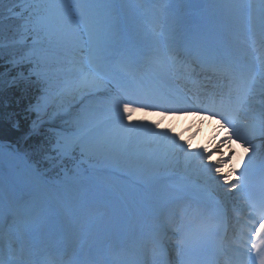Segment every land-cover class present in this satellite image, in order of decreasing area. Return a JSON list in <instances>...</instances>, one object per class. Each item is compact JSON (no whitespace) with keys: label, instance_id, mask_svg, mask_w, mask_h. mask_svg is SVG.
Wrapping results in <instances>:
<instances>
[{"label":"snow or ice","instance_id":"obj_1","mask_svg":"<svg viewBox=\"0 0 264 264\" xmlns=\"http://www.w3.org/2000/svg\"><path fill=\"white\" fill-rule=\"evenodd\" d=\"M8 3L10 6L5 9V0H0V18H13L17 23L11 37L0 39L3 53L0 60L9 66L3 84L18 94L17 105L26 101L22 109L27 122L23 137L26 140L39 137V140L23 153L6 155L22 164L34 185V199L38 196L41 205L65 194L49 184L45 175L57 170L67 175L70 165L77 169L85 158L115 161L142 174L156 175L167 169L172 157L183 154L186 161L196 164L209 180H214L213 166L203 163L210 155L207 149L186 151L187 141L177 142L176 136L169 135L171 129L158 130L156 121L151 126L124 123L130 113L150 107L160 108L159 116H178L192 111L194 115L206 114L209 120L219 119L220 128L228 129V142L235 140L245 154L252 152L237 182L230 180L235 169L220 175L231 189L240 190L255 156L251 139L264 137V111L247 124H239L238 119L253 89L264 90V57L258 66L247 67L219 60L220 71L229 77L226 97L221 98L219 106H193L152 94L134 98L119 81V73L130 71L132 63L121 59L116 68L112 65L119 32L115 23L116 8L111 0H8ZM235 11L249 16L254 27L259 20V37L264 45V0L258 3L242 0ZM5 12L8 16H4ZM198 44L205 51H213L211 36L199 39ZM77 53H85L86 61L77 59ZM65 65H71L75 78L68 79ZM100 96L105 98L98 103L109 112L107 129H101L94 113L92 102ZM2 106L7 107V101ZM0 125L21 132L20 114L0 113ZM160 145L164 146L163 150ZM221 145L216 146L217 151ZM223 163L220 160L214 166L217 174L221 173L218 165ZM6 211L14 222L21 213L33 224L42 222L38 209H25L17 200H12ZM253 211L261 218L259 227L232 251L226 264H264V202L254 205ZM160 227L163 229L164 225ZM209 232L206 224L188 225L186 238L193 250L205 242ZM3 238L6 252L0 255V264H34L30 258H24L23 247H14L10 232H5ZM148 243L153 244V253L158 259L159 241L149 238L140 253L142 258L127 264H150ZM184 264H198L194 251L193 258Z\"/></svg>","mask_w":264,"mask_h":264},{"label":"bare ground","instance_id":"obj_2","mask_svg":"<svg viewBox=\"0 0 264 264\" xmlns=\"http://www.w3.org/2000/svg\"><path fill=\"white\" fill-rule=\"evenodd\" d=\"M235 6L236 4L233 3V0H225L223 3L208 4L207 8L188 15L176 17L175 15L166 13L167 16L165 21L167 22L164 21L157 27L160 35L165 37L163 43L151 37L149 39H144L146 42L145 45L137 46L133 44L131 38L126 35L128 32H124L127 41H125L122 59L132 63L130 72L134 74V76L138 78V76L141 75L143 79L141 85L145 87V94L164 97L171 101L175 98V96H173L174 94L172 95L170 91L175 90L176 87L171 86L170 81H176L177 76L180 74L177 73L178 71L175 73L174 70L168 72V70L157 63L158 56H164L167 51L172 49V44L175 43L170 36L169 30V21L175 18L182 21V25L184 24L183 20L186 19L190 20V18H192L195 21V24H184L185 30L182 39L178 42V46L187 48L188 50H202L203 48L198 44V40L211 36L213 41L212 52H216V55L213 54L210 56L208 54L207 58H218V60L223 59L228 61L230 58L234 57L230 47L231 44L229 43L231 41L233 50L236 51L235 54L238 56L243 66H254V60L250 58L243 44L247 43L248 39L252 41L251 44L258 42L260 37L255 36V34L253 35V33L259 32V20L257 19L255 22L256 26L254 27L250 18L235 11ZM115 8V19L118 20L119 15L125 12L122 11L121 7L118 5H116ZM145 11L150 13L148 10ZM151 17L154 19L151 20L154 24L156 19L152 16V13L149 18ZM211 21H214V24H207ZM117 28L118 32L122 33V29H120L118 24ZM206 28L209 30L207 31ZM259 47V44H257V48ZM149 51H152L154 58L151 61L145 62V56ZM210 69L212 71H217L210 74L212 76L210 82L216 83L217 80L225 83L228 82V74H223L224 72H222L221 76L218 77L216 73L221 71L214 70L213 68ZM137 70L139 73L135 72ZM143 72L145 74H143ZM136 88L137 87L132 83L131 88L128 90L134 98L137 95H141V91L139 90V92ZM248 98H251V100H248L244 109L249 110L245 114V122H242L241 125L253 121L254 118H258L261 112L264 111V91L259 92L255 89ZM160 111L158 107L146 108L143 111L137 110V118L133 123H136V125L147 124L151 126L152 122L156 121L159 124L158 130L163 131L171 129L169 135L176 136L178 138L177 142L187 141L186 151L200 152L202 149H207L210 155H208L203 163L213 166L212 176L215 179L209 180L196 164L186 161L183 154L172 157L171 163L167 169L161 170L159 174L152 175L148 178L139 177L138 174H141L140 172H133L129 169L124 170L123 165L116 168L115 164L117 162L109 161L101 171L103 172L108 169L114 172L116 170V172L121 175L125 174L127 179L108 172L105 174L90 175V184L87 187L89 188L88 195L93 196V200L106 199L101 192L107 191L108 193L116 194L115 196L119 200L126 201L133 199V201L132 203L127 202L128 204L126 206L120 204L118 207H113L115 204L111 203L107 208L101 206L90 208L85 204L87 195L85 194L84 185L87 181L81 183L84 187V192L77 188L76 191L78 194L72 193V200L69 201L70 196L68 193H71L70 188L75 186L74 183L69 182L70 179H67L69 181H66L67 183L64 184V187L70 186L67 191L63 190V188H59L58 184L55 186L58 191L65 193L63 196L58 199L46 200L41 208L38 207V205L32 206L28 201H30V196L34 197L35 188L33 183L29 180L25 181L18 179L17 183L10 185L9 190H18L20 187L25 186L26 188L24 190H28L26 191L27 195L22 194L19 196V192L15 195L12 193L11 196L8 197V203L19 198V203L25 209L35 208L40 211L44 207L45 211V214L42 216V222L33 224L23 213L17 215L14 222L12 215L6 210L3 211L2 208L0 209V229H15L16 236L13 235V239L18 249L23 247L25 253L24 258L30 256L31 253L37 252L38 250H35L37 246H47L55 249L57 244L64 242L63 233L69 225L68 221L71 220L69 211L78 207L81 208L79 212L83 213L82 216H84V219L81 220L80 224L74 223L73 229L78 232L79 239L73 240V242H80L73 244V247L77 244L75 249L69 250L60 258L62 264H127L128 261L134 260V257L140 251V245L143 243V239L138 237L142 235V232L139 231L137 226H142L143 220L148 219V216L151 215L152 212L160 216V219H165L166 211L173 207L174 202H183L187 198L189 203L199 210L202 214V218L206 216V214H213L217 217L215 212L221 207L224 209L230 207L227 211L229 213L236 211L234 205L237 203L236 198L240 195L232 196V191L226 193L222 187L224 182L220 179V175L229 173L234 164L240 161L241 158L248 161V157L252 155L251 150L248 154H245L239 143L236 141L229 143L227 140L229 134L228 129L220 128V124L216 119L209 120L206 115H194L192 111H186L183 115H169L165 117L157 115ZM124 123L129 124V122ZM260 138H262V136H256L251 139V143L255 147V156L253 157L255 161L257 157L262 154L264 149V143H261V140H259ZM222 141L223 144L221 145ZM217 145H221L219 150L224 151V156L221 157L219 154L211 155L212 151H217ZM163 147V145H160L162 150ZM230 153L231 155H229ZM220 160L224 161L223 164L218 165L223 173L217 174L214 171V166H217V162ZM14 163L18 164L17 161ZM238 177V175L236 176L232 173L230 177L231 182L237 181ZM129 181H135L138 182V184L134 186ZM107 202H110V200ZM151 216L155 218L154 215ZM7 217L11 219H6ZM18 220L21 221L19 223L23 224H16ZM10 221L14 222L15 226ZM4 224H6V226H4ZM0 231H2V229ZM17 232H19L18 235ZM162 240H164V238L158 239L159 244L162 243ZM115 242L118 243V247L117 250L113 251V244ZM99 243H103V245L107 247V256L103 260L98 257L96 251ZM170 243V246H172L173 243ZM5 246L6 241L0 240V251L2 254L6 252ZM167 254L168 252H166V249L162 247L159 258L164 259L163 264H167ZM141 258L140 256L139 259ZM155 264H159L158 261H156Z\"/></svg>","mask_w":264,"mask_h":264},{"label":"rangeland","instance_id":"obj_3","mask_svg":"<svg viewBox=\"0 0 264 264\" xmlns=\"http://www.w3.org/2000/svg\"><path fill=\"white\" fill-rule=\"evenodd\" d=\"M225 0H156L157 3V10L154 12L155 13V19H159V21L156 24H160L162 22H164L165 20V14L166 13H171L173 15H178L179 13L183 14V13H192V11H195L197 9L200 8H196L195 6L197 5V3H204L205 6H208V4H217V3H223ZM111 2L114 4V6L118 5L121 7V10L124 11L125 13H122L119 15V19L116 20L115 19V23L116 25L118 24V26H120L123 29H126L129 34H130V38H132V42L134 44H136L137 46H143L145 45V41L144 39H149V38H154L157 41H163L164 38L163 36L160 35V33L158 32V29L155 28V26H152V21L153 19H150L148 17L147 14L143 13V4L141 2V0H111ZM242 2V0H233V3H235L236 5L240 4ZM250 2H256L258 3V0H250ZM10 4L8 3V0H5V4H4V8L6 9L7 7H9ZM204 6V7H205ZM4 16H8V13L5 12ZM116 16V14H115ZM246 17L249 18V16L246 15ZM4 19V18H3ZM10 19V18H8ZM13 19V18H11ZM150 20V21H149ZM17 23V22H16ZM15 23V24H16ZM3 24H5L3 22ZM15 24H12V22L8 23V28L7 31L4 32L1 30L0 28V35L4 36V35H12V29L15 26ZM171 28H170V34L172 35L173 39H181L182 36V32L184 30V27L182 26V24H180V21H178L177 19L174 21H172L171 23ZM159 25H157L158 27ZM5 27V26H3ZM6 28V27H5ZM259 34V32H258ZM150 36V37H149ZM233 36V35H232ZM231 36V37H232ZM257 37H259L258 35H256ZM229 39L231 40V38L229 37ZM258 44H259V48H256V46H253L248 43L243 44L244 47H246L245 49L247 50V52L250 55V58H252L255 63L254 66H257V63H259L260 61L258 60L261 57H264V45H260V38L258 40ZM164 42V41H163ZM263 47V48H262ZM174 49V48H173ZM258 49V50H257ZM124 51V42H123V37L122 35H118V42L116 44V48L113 54V58L117 57L118 54H123ZM261 51V52H260ZM171 56V55H170ZM152 56H150L148 58L151 59ZM77 59L81 60V62H85L86 61V55L85 53H77ZM160 59V57H159ZM163 61L166 62V66H170L169 62L165 60V58H162ZM66 68V75L68 77V79H73L75 78V73L71 70V65H65ZM124 75H122L121 73H119V81L123 82L124 80ZM257 89V91H264L262 89H260L259 87L254 88L253 90ZM115 87L113 88V91H115ZM105 97L104 96H100L98 98H94L93 100V108H94V113H95V117L97 122L99 123L101 129H107L108 127V123H107V117L109 115V112L107 110V108L102 104V103H98V101H102ZM133 107H137L136 105ZM138 108V107H137ZM249 110V109H248ZM248 110H246V112H248ZM136 112L134 111L132 113H130L128 115L127 120H125L124 122H129V124H135L133 123L135 122L137 116H136ZM243 120H245L243 118ZM60 121H57V124H59ZM240 124V123H239ZM264 138V137H263ZM263 138H260L259 140H263ZM235 140H233L234 142ZM17 153V151L15 150V148L13 146H10L9 144L0 142V204L2 205L1 207H5V205H7L6 201L8 199L9 196H11L12 193L17 194V192H19V190H9L10 189V185L11 184H15L17 183V180H29L31 181L30 176L27 174V172L25 171V169L23 168L22 164L13 158V156H8L6 155V153ZM213 154H219L221 157L224 156V151L223 150H219V151H212L211 155ZM213 158V157H212ZM18 162V164H15L14 162ZM110 160H103V159H87L85 158L80 164L79 167L77 169H74L76 171V174L79 175L82 178H86L87 177V181H89V176L92 174H97L98 172H101L100 168L102 169L103 167H105ZM122 164L120 163H116L115 166L120 167ZM72 167L71 165L69 166ZM129 168L124 166V170H127ZM133 172H135V170L129 169ZM108 173H111L115 176L118 177H122L127 179V177L125 176V174H119L116 172V170L114 172L106 169L105 170ZM61 176L64 177V173L63 172H59ZM69 173V172H68ZM221 173H223V171L221 170ZM139 177L143 178V177H151L152 175H146V174H138ZM132 182V181H131ZM236 182V181H235ZM233 182V183H235ZM90 182H88L86 184V187L89 185ZM132 185L136 186L138 184V182H132ZM222 184V183H221ZM220 184V185H221ZM85 187V190H88ZM223 189L225 190L226 193H230V191H232L231 195H240V190L236 191L235 189H231L230 188V184H225L223 183ZM11 192V193H10ZM103 193H107V192H103ZM239 198V197H238ZM238 198H236V200H238ZM132 200V199H131ZM11 233V232H10ZM170 256H172L173 254L170 253Z\"/></svg>","mask_w":264,"mask_h":264},{"label":"trees","instance_id":"obj_4","mask_svg":"<svg viewBox=\"0 0 264 264\" xmlns=\"http://www.w3.org/2000/svg\"><path fill=\"white\" fill-rule=\"evenodd\" d=\"M3 22L5 24H3ZM12 22V24L16 23L15 19H8V18H0V28L2 31L6 32L8 28V23ZM5 26V27H3ZM11 37L10 35L8 36L7 34L2 36L0 35V39H4L5 37ZM0 55H3L2 52H0ZM9 66L6 65L3 60H0V113H6V112H17L20 114V119H21V132H16L13 130H10L7 127H3L0 125V140L2 141H8L12 144H15L17 148L24 152L26 151L30 146L34 145L35 143L38 142L39 137H33L31 140H26L23 137V131L26 130L27 128V122L23 119V106L26 103V101H22L20 105L16 104V96L18 95L15 93L14 90L8 89L4 84L3 81L7 79V77L4 75L5 70ZM7 101L8 106L3 107V102ZM46 167V166H45ZM48 175L54 176L58 174L57 171H51L47 173Z\"/></svg>","mask_w":264,"mask_h":264}]
</instances>
